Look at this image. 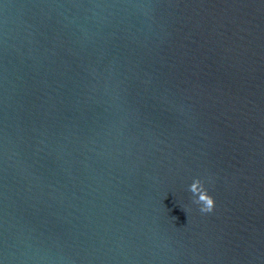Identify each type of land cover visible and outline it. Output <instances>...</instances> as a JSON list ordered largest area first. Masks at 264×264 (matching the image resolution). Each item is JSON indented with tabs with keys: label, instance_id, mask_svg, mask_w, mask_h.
<instances>
[{
	"label": "water",
	"instance_id": "95a60500",
	"mask_svg": "<svg viewBox=\"0 0 264 264\" xmlns=\"http://www.w3.org/2000/svg\"><path fill=\"white\" fill-rule=\"evenodd\" d=\"M0 264H264V0H0Z\"/></svg>",
	"mask_w": 264,
	"mask_h": 264
},
{
	"label": "clouds",
	"instance_id": "9594fccd",
	"mask_svg": "<svg viewBox=\"0 0 264 264\" xmlns=\"http://www.w3.org/2000/svg\"><path fill=\"white\" fill-rule=\"evenodd\" d=\"M189 190L194 195V203L200 205V210L203 213H210L215 209V197L210 194L206 184L200 178H196L190 185Z\"/></svg>",
	"mask_w": 264,
	"mask_h": 264
}]
</instances>
